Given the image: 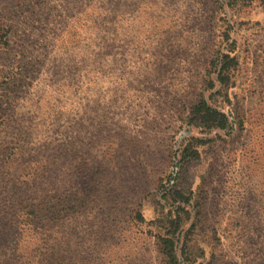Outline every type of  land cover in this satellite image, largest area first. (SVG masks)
I'll return each mask as SVG.
<instances>
[{"label": "rangeland", "instance_id": "rangeland-1", "mask_svg": "<svg viewBox=\"0 0 264 264\" xmlns=\"http://www.w3.org/2000/svg\"><path fill=\"white\" fill-rule=\"evenodd\" d=\"M0 264H264V0H0Z\"/></svg>", "mask_w": 264, "mask_h": 264}, {"label": "trees", "instance_id": "trees-1", "mask_svg": "<svg viewBox=\"0 0 264 264\" xmlns=\"http://www.w3.org/2000/svg\"><path fill=\"white\" fill-rule=\"evenodd\" d=\"M196 111L203 115L211 116L214 112L210 110L205 101H202L198 106H196ZM216 114V113H215ZM168 253V252H167Z\"/></svg>", "mask_w": 264, "mask_h": 264}]
</instances>
